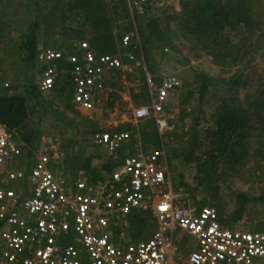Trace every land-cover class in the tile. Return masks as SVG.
I'll use <instances>...</instances> for the list:
<instances>
[{
  "label": "built area",
  "instance_id": "2783aa9c",
  "mask_svg": "<svg viewBox=\"0 0 264 264\" xmlns=\"http://www.w3.org/2000/svg\"><path fill=\"white\" fill-rule=\"evenodd\" d=\"M114 1L125 2L133 20L156 14L165 3ZM133 38L123 33L120 46L125 51L109 56L87 40L69 49L38 48L35 59L42 67L38 89L49 93L59 78L67 79L75 105L92 110L109 74L137 61L133 47L139 42ZM177 84L176 76H168L155 91L156 82L148 73L153 104L135 109L136 119L154 120L163 141L172 126L159 107ZM92 140L117 156L134 135L99 130L92 133ZM42 154L27 168L17 167L22 141L16 130L0 122V264H264V231L228 227L216 209L180 202L162 149L128 155L103 177L97 190L81 182L65 189L49 168L48 155ZM10 182H18L17 189L7 188ZM145 214L157 226L151 236L133 241L119 237L129 221ZM181 233L188 239L179 241Z\"/></svg>",
  "mask_w": 264,
  "mask_h": 264
},
{
  "label": "rangeland",
  "instance_id": "374dc122",
  "mask_svg": "<svg viewBox=\"0 0 264 264\" xmlns=\"http://www.w3.org/2000/svg\"><path fill=\"white\" fill-rule=\"evenodd\" d=\"M12 1L16 10L12 22L0 20L2 56L0 66L4 72L15 71L14 73L24 74L29 70L35 81L37 80L40 65L36 64V60L33 61V57L27 52L21 53L20 45L15 54L13 46H8L7 43V41L12 42L13 37L17 38V44L20 38L23 39L24 32L20 36V29L26 30V20L31 17V6H34L36 12L33 16L40 23L38 32L42 31L41 39H48L49 34L65 39L69 42L67 49L82 40H87L101 55L122 53L125 50L120 46V38L126 32L133 35L134 42H139V45L133 47L139 64L132 63L124 70L110 76L111 81L106 87L108 95H103L100 101L102 108L100 106L93 117L90 115L91 112L78 111L74 108L59 110L54 106L51 107L56 114L46 113L45 109L48 107L42 108L41 106L42 103L51 100V94H41L43 102L39 100L36 106L33 105L30 109L31 119L19 132L22 142L27 143L31 151H37V155H32L33 158L43 153L48 155L49 164L50 159L57 155L65 154L69 159L68 154L72 150L76 151L78 145H82L86 151L91 142L92 132L127 130L134 136L143 135L142 138H149L143 139L144 142L140 145L142 151L158 148L168 150L166 154L169 151L171 155L175 154V157L168 156L167 159L170 171H172L173 188L180 202L195 206L197 209L206 206L216 209L221 216L222 223L228 227L253 231L260 224L264 226V202L259 200L264 197V142H259L257 136L253 134L246 140L247 148L244 154L237 155L236 153L235 158H228L224 153L215 149L216 141H214L215 138L211 133L213 131L210 128L212 126H207L214 122L210 112L215 106L228 102L229 98L236 99L237 89L229 86L234 77L242 78L244 69L251 79V91L258 90L264 75V27L257 28L254 34L248 37L250 39L247 42H241V35L232 36L231 42L235 47L226 51L230 57L225 60L224 64L219 63L217 66L211 56L213 51L205 49L194 36L184 31L185 22L181 12L184 6L191 7L197 0H164L163 9H159L155 15L135 18V20L127 13L123 1H120V4L114 0ZM257 1L259 3L253 5L254 11L264 14V0ZM176 38L182 45L185 43V46L176 47L174 41ZM244 46H249L250 51L247 52L248 49H246V52L245 50L240 52ZM176 50H179L178 56L184 63L186 57L198 59L202 56L201 54H206L203 63L213 64L215 72L210 73L211 77L207 83L208 95L203 101L200 100L199 91L206 83L201 78L195 81L196 89L188 88V94L192 95L188 96L187 92L184 93V96H188L196 105H201L202 110L192 117L194 119V116L198 115V120L186 123L185 128H179L175 122L169 121L172 131L164 134L166 144L162 146L159 144L162 137L157 133L154 120L152 118L138 120L134 114L137 107L143 104H153L147 85L148 73L156 82L155 91L161 89L159 83H162L170 74L172 63H174L171 62V57L176 54ZM247 66L251 67L250 71L247 70ZM137 78L142 83H134ZM31 82L34 83V80ZM127 82L134 85L128 87ZM68 92L70 93H66L65 98L61 97L62 100H71L72 92ZM240 98L247 107L251 106V120L256 122L257 118L252 115L254 111L257 115L258 105L253 101L249 104L247 99L242 100V95ZM165 104L159 107V111L165 110V114L164 112L162 114L167 119V112L172 113L173 108L172 106L169 109L165 108ZM43 106L46 107V103ZM42 114L44 116L41 118ZM217 115L216 113L214 118ZM199 120L204 126L200 127ZM95 122L96 124L101 122L102 129L96 128ZM181 129L183 133L179 131ZM176 151H179L180 155L176 156ZM73 163L68 164L76 166ZM22 165H24L23 162L17 167H22ZM28 166L27 162L24 167ZM81 169L75 172L73 181L84 183L93 187L94 190L99 189L104 175ZM65 185L63 186L67 189ZM6 187L17 189L18 182H10ZM240 195H244L248 202H246L241 217L235 219L236 210L243 204L239 198ZM141 217L144 219L143 224H138L139 222H134L132 219L128 222V227H125L124 235H119V237H123L126 241L148 238L156 229V223L149 214ZM112 228L115 230V226ZM179 241L182 242V239L179 238Z\"/></svg>",
  "mask_w": 264,
  "mask_h": 264
},
{
  "label": "crops",
  "instance_id": "0c3cea01",
  "mask_svg": "<svg viewBox=\"0 0 264 264\" xmlns=\"http://www.w3.org/2000/svg\"><path fill=\"white\" fill-rule=\"evenodd\" d=\"M6 3L7 4H4L1 7L3 9H6V15H5L6 19H3V21L4 22H8V21L12 22L13 14L16 13L15 6L13 5L12 0H7ZM31 7H32V9L30 11L31 17L27 18V20H26V25H25L26 30L23 28L20 29V36L24 32L23 39L20 38V41L18 42L19 44H17V42H16L17 41L16 37L15 38L13 37L11 39L12 42L7 41L8 46H10V45L13 46L15 54H17L19 45L20 46L24 45L25 40H26V36L28 34L29 26L31 24H34L37 22L36 18L33 16L36 13L35 8H34V6H31ZM153 15H155V14H152L150 16H153ZM181 15H182V12H181ZM0 31H1V28H0ZM26 31H27V34H26ZM184 31L186 33H188L185 28H184ZM41 32L42 31H39L37 34L36 51L40 47L54 48L55 46H58V47L59 46H65L64 48H66V46L69 45V42L67 40L62 39V38H57L51 34H49L50 37L48 39L42 40L41 35H40V34H42ZM172 34H174V33H172ZM0 41H1V38H0ZM174 41L176 43V45L175 44L174 45L176 47L178 46V48H180V46H185V43L182 45L177 40V38ZM70 48H73V46H71ZM54 49H56V48H54ZM178 54H179V50H176V54H174V56L171 57V59H172L171 62H174V63H172V69H170V74L167 75V77L172 76V75L176 76L178 78V84L174 87L173 91L169 94V99L165 104V108L168 107V109H169L171 106L173 108L172 113L167 112L170 115V116L168 114L166 115L167 120L171 121V123L175 122V124H177L179 126V128H185L186 123H189L190 121L195 122L198 120V115L194 116V119H192V117L194 114H196L200 110H202V108H200L201 105H196L192 100H190L188 98L189 94L192 95L191 93L188 94V88H190V90L193 87H194V89H196V86L194 84H195V81L199 78H201L202 81L205 82L206 85H208L207 83L211 77L210 73L213 72V74H214L215 70H214V66H213V64H211V62H210L211 65H205L203 63V60L206 57V54H204V53L201 54L202 56L198 59H192L190 57H186L185 63L182 60V58L178 56ZM249 56H250V54H249ZM206 60H207V62L209 61L208 58ZM0 61H2L1 52H0ZM134 63L139 64V61L134 62ZM36 64H37V62H36ZM220 64H224V62L222 61ZM216 65L219 66L218 61H216ZM250 68H251L250 66H247L248 71H250ZM41 70H42V67L39 68V72ZM14 72L15 71L4 72L1 70V66H0V95L2 94L3 89H8L9 90L8 95L20 96V97H23L25 99V104H26V108H27V119L22 124V126L15 129L16 134L19 136V139H21L19 132L22 130L24 125L29 122V120L32 117V115H30V109L33 107V105L36 106V103L39 100L42 101L41 100V94H45V93L40 92V90L37 87V80L35 81L34 76L31 75V72L29 70L26 71L27 73L24 72V74L14 73ZM115 73H117V72H115ZM112 74H114V73L109 74V77H108L109 79H110V76ZM243 74L244 75L242 76V78H240V82H241L240 86L241 87L245 86L248 88L244 89L245 88L244 87V88L240 89L241 88L240 86L234 88V89H237V93H238L236 96L237 102L235 103L234 106L236 109H242V110L247 111V113L251 119L250 106L248 105V107H247L246 104L243 103V101H241L240 96L242 95V100H244V99L249 100V104H250V102L255 99L257 91L256 92H255V90L251 91V88H250L251 79L249 78L246 69L243 70ZM242 79H243V81H242ZM33 80H34V83L31 82ZM212 80H213V78H212ZM110 81H111V79L108 80L106 87H108ZM3 82L6 83V86H5V83L3 84ZM128 83L129 82H127L128 87L134 85V84H128ZM134 83L139 84L142 82H140V80L137 78V79H135ZM159 84L161 85V83H159ZM7 87H9V88H7ZM181 89H182V93H181ZM68 91L72 92V85L70 84V82L67 79L59 78L56 82V86H55L54 90L48 93V94H51V98H50L51 100L49 102L42 103L41 107L42 108L48 107L47 109H45L46 113L49 112L53 115L56 114V112L51 106H54V108L56 107L59 110H67V109L74 108L75 110H78V111L91 112L90 115H92V117H93L95 115V112H97L100 109V106L102 108V103L100 101H101V98L103 97V95L104 96L108 95L107 88H106L105 91L100 94V97H99L98 101L95 103L94 108L92 110H84V109H80L79 107H77L75 105V103L73 102L72 94H71V98H70L71 100L70 101H64L61 99V97L65 98L64 95H66V93H68V94L70 93ZM178 92H180L181 95L180 94L178 95ZM184 93L188 94V96H184ZM199 94H200V100L203 101L204 98L208 95V87L205 88V94L203 96L201 95V89L199 91ZM45 103H46V107L43 106ZM38 105L40 106V104H38ZM141 106H151V105L143 104ZM221 106H222V104L215 106L211 110L212 112H210V115L212 116V119H214V122L209 123L207 126L208 127L212 126V127H210L212 131L216 130L215 128H216L217 120L214 117H215V114L220 111ZM208 111H210V110H208ZM163 112L165 114V110ZM163 112H161V113H163ZM42 116H44V114L41 115V118H42ZM252 116H254V113ZM92 117L90 119H92ZM93 123H94V120H93ZM96 123L97 122H95V125H97L96 128L99 127V129H102V127H101L102 123L101 122H98V124H96ZM198 123L200 124V127L204 126L203 122H201L200 120L198 121ZM103 127H105V126H103ZM116 130H119V129H116ZM97 131H99V130H97ZM125 131H127V130H125ZM179 131L183 133L182 129ZM179 131H178V133H179ZM138 136L139 137H137L135 135L133 141L126 143L118 151L117 156H111L106 152V150L104 148H101V147L94 144V142L92 140V134H91V136H90L91 142H90L89 146L87 147L86 151L84 150V147H82V145H78L76 151L72 150L70 152V154H68L69 159L67 158V156L65 154L57 155L54 158L50 159L51 163L48 166L53 172H55L57 174L62 185L67 184V186L66 185L65 186L67 187V189L70 190V189L74 188V186L77 183V182L73 181V176H74L75 172H79L78 170H80L81 168H82L81 170L85 169V170L93 172V173H97V174L99 173L101 176L102 175L105 176L107 173H109L111 170H113L115 167H117L118 164H121L125 157H127L128 155H132V154H136V153L140 152L141 151L140 145L144 142V140L146 138L147 139H149V138L148 137L142 138V137H144L143 135H141V136L138 135ZM159 144H161L162 146H165L166 143L162 140V141H160ZM36 152L37 151H31L28 148V144L25 142H22V155L18 160V164L22 163V162L24 164V165H22L21 168H24V166L26 165L27 162L29 163L30 161H32L34 159L32 155L33 154L37 155ZM166 152H168V150L165 151V154H166ZM169 153L166 154V156H165V163H166V166L168 169L169 177L172 181V176H171L172 171H170V165L168 164L167 158H168V156H170V157L174 156L175 157V154L171 155L172 153L170 151H169ZM175 153H177L176 156L180 155L179 151H176ZM20 160H21V162H20ZM69 162H72V163L75 162L73 164L74 165L76 164V166H70L71 163L68 164ZM102 181H103V179H102ZM172 188H173V184H172ZM173 190H174V188H173ZM155 227L157 228L156 224H155ZM261 228L263 229L262 231H264V226H262ZM179 235H180V239H183L184 241L186 239H188L187 235L184 233H181Z\"/></svg>",
  "mask_w": 264,
  "mask_h": 264
},
{
  "label": "trees",
  "instance_id": "16d2710c",
  "mask_svg": "<svg viewBox=\"0 0 264 264\" xmlns=\"http://www.w3.org/2000/svg\"><path fill=\"white\" fill-rule=\"evenodd\" d=\"M7 0H0V20L6 19V9L1 8ZM259 3L257 0H197L190 6H184L182 19L184 28L194 36L207 50H212L211 56L221 63L230 57L226 51L234 48L231 42L232 36L241 35V42H247L248 37L254 34L257 28L264 27V14L254 11L253 5ZM127 10V9H126ZM40 23L36 22L29 26L24 45L19 51L27 52L29 56L36 55L37 34ZM95 44V43H93ZM243 44V43H242ZM244 45V44H243ZM63 49L64 46H55ZM249 46L243 47L240 52H246ZM100 51V50H99ZM250 51L249 49L247 52ZM238 54L241 55V53ZM237 54V55H238ZM241 84L238 77L232 79L229 87H239ZM256 97L253 100L258 105L257 121L253 122L247 111L236 109V99L229 98L224 102L217 112L216 130L211 132L215 138V149L229 157H236L246 152L247 139L256 135L259 142H264V75L258 86ZM206 84L202 85L201 95L205 94ZM9 90L3 89L0 95V122L9 129L15 130L22 126L27 119V108L25 99L20 96L8 95ZM231 101V103H230ZM253 107L255 105L253 104ZM251 109V106H250ZM258 116V117H257ZM245 150V151H244ZM259 179V176H258ZM243 202L235 212V219H239L244 212L247 199L244 195L239 196ZM264 202V197L259 198ZM134 222L143 224L141 216L134 217ZM262 225L253 231H262Z\"/></svg>",
  "mask_w": 264,
  "mask_h": 264
}]
</instances>
